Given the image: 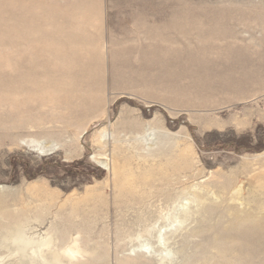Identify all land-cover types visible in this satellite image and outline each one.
I'll list each match as a JSON object with an SVG mask.
<instances>
[{
	"label": "rangeland",
	"instance_id": "obj_1",
	"mask_svg": "<svg viewBox=\"0 0 264 264\" xmlns=\"http://www.w3.org/2000/svg\"><path fill=\"white\" fill-rule=\"evenodd\" d=\"M196 2L158 61L0 0V264H264V0Z\"/></svg>",
	"mask_w": 264,
	"mask_h": 264
},
{
	"label": "crops",
	"instance_id": "obj_2",
	"mask_svg": "<svg viewBox=\"0 0 264 264\" xmlns=\"http://www.w3.org/2000/svg\"><path fill=\"white\" fill-rule=\"evenodd\" d=\"M59 4L73 19L82 16L83 37L108 45L110 54H145L158 61L167 46L199 44L201 30L212 29L208 25L216 21L215 7H201L194 0H60ZM134 46L141 47L134 50ZM143 46L149 48L142 51Z\"/></svg>",
	"mask_w": 264,
	"mask_h": 264
},
{
	"label": "bare ground",
	"instance_id": "obj_3",
	"mask_svg": "<svg viewBox=\"0 0 264 264\" xmlns=\"http://www.w3.org/2000/svg\"><path fill=\"white\" fill-rule=\"evenodd\" d=\"M22 145L25 146L26 148L30 149V151H32V152L39 153V154H41V152H43V154L46 153V151L43 150L44 148L41 147L42 145L38 146L32 141L31 142H27V143L24 142V143H22ZM53 150H55V148H53ZM46 154H49V153H46ZM101 166L103 168H105L106 170H109V168H108V166L106 164L101 163ZM18 251H19V248H18Z\"/></svg>",
	"mask_w": 264,
	"mask_h": 264
}]
</instances>
